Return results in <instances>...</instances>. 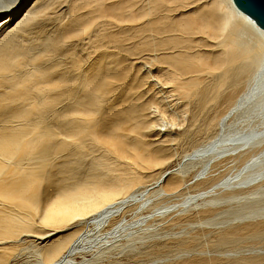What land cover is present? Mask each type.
Masks as SVG:
<instances>
[{
  "label": "bare ground",
  "instance_id": "obj_1",
  "mask_svg": "<svg viewBox=\"0 0 264 264\" xmlns=\"http://www.w3.org/2000/svg\"><path fill=\"white\" fill-rule=\"evenodd\" d=\"M145 1L0 0V264H264V29L232 0H151L149 19ZM167 97L205 136L177 124L189 150L152 173L168 155L146 110ZM112 149L145 167L93 169ZM212 234L254 254L211 261Z\"/></svg>",
  "mask_w": 264,
  "mask_h": 264
},
{
  "label": "rangeland",
  "instance_id": "obj_2",
  "mask_svg": "<svg viewBox=\"0 0 264 264\" xmlns=\"http://www.w3.org/2000/svg\"><path fill=\"white\" fill-rule=\"evenodd\" d=\"M212 1H214V0H212ZM150 5H152L151 0H149V1L146 0L144 2V4H142V3L137 4L138 8L144 9V19H149L152 16V13L148 9V7ZM118 24H122V23L118 21ZM154 36H155V31L152 28H150L148 30V39L150 42H154ZM209 41H216V39L213 37L204 36L201 32H196L194 34V41L192 43V49H201L203 51L209 50L210 49V47L208 46ZM148 51L152 54L159 52L156 45L153 43L149 46ZM145 60L148 61L147 58L141 56L139 59L141 64L136 66L134 69L138 74H140V76L146 70L145 68H146L147 64H145V62H144ZM143 65H145V66H143ZM203 78L206 79L207 78L206 75H203ZM149 79H150V77L148 75H144V77H143V89L148 87ZM167 82H168V80H167ZM141 83H142V80H141ZM165 99H167V100H165ZM165 99H162L159 102L155 103L156 107H154L155 106L154 105V106H152L146 110V117L150 118L152 120V123H153V126L150 129L149 133L156 130V131L160 132L162 137H163V139L159 143L154 144L153 147L154 148H161L168 155L166 160L161 161L158 164H156L154 166H150L148 168V170L151 171L152 173L156 172L160 168H165L168 166L176 165L179 162L180 158L182 157V154L189 150L190 147L183 140L184 129H187V133L194 134V137H195V139L193 140L194 143L198 142L203 136H205V132L199 131L198 134L191 133L192 131H195L198 128L199 124H197V123H201L202 115L200 113H198L199 114L198 117L195 118L194 121L190 123L191 114H189L187 112V110L183 111L181 113V116H179V118L177 117L178 114L180 115V112H181L180 111L181 109H179V107H180L179 101H177L178 103L174 104V102H176V101L173 100L171 97H167ZM222 100H223V97L220 95L219 97L214 98L213 102L214 103H220ZM166 101H168V103ZM172 102H173V104H172ZM189 102L190 103L192 102V96H190ZM160 104H162V107H160ZM176 104H178L177 105L178 107L176 106ZM172 105H174V106H172ZM166 106L168 108V109L166 108L167 111H165ZM170 106H172L176 110ZM154 108H156V109H154ZM172 109H173V111L174 110L175 111L173 112ZM155 110H156V113L157 112L162 113V116H163V114H164V116L161 119H157L156 117H154ZM176 111L178 114L176 113ZM172 112L174 115L175 114H177V115L174 116L172 114ZM201 113L204 115V112H201ZM177 124L179 125V127L181 126L182 128H184L183 131H181V128H179ZM177 128H179V129L177 130ZM158 129H166V131L165 130L159 131ZM168 132L174 133L173 135L178 137V139L176 141H170ZM138 138L139 137H137V139ZM146 138L148 139V136H146ZM97 140H98V138L95 137L93 139L94 143H96ZM99 153H100V150H98V149L88 151L83 158V162L88 163L93 156H95ZM138 153H139V150L135 149L134 155L127 154L125 156V159H122V158L116 159L117 152L115 149H112L111 150V158L108 157L107 155L100 156L99 157L100 161H98L93 166V169H100V168H103L106 164H109V166L111 167V173L118 175L122 182H126V181L132 179L138 170H141L145 167V166H141L138 163H136V157H137ZM132 188H136V187L132 186L130 189H132ZM190 189H191V186H181L179 188V190L182 193H187V194L189 193ZM213 235L214 234H212L210 236H206L203 238V242L205 243L206 248L208 247L210 250L207 253L203 254L204 255L203 257L209 258V259H211V261H216V262L232 261L235 258L241 257L242 255L243 256H250L251 253L254 254L253 251L252 252L244 251V252H242L241 255H237V256H231V255H227L225 253H222L221 252V250H223L222 248H219V247H217V249L215 248V245L212 242ZM172 238L173 237H167L165 239V241L171 240ZM248 244H249V242H243L242 246L244 247V246H247ZM259 244H262V243H259ZM259 244H257V245H259ZM260 252L264 253V250H262ZM19 255L23 256L24 254L22 253ZM200 255H202V254L198 255V254L194 253V254L189 255L187 258L189 259V261H191V256H200ZM261 256L264 257V254H262ZM20 258L18 257L17 259H20Z\"/></svg>",
  "mask_w": 264,
  "mask_h": 264
},
{
  "label": "water",
  "instance_id": "obj_3",
  "mask_svg": "<svg viewBox=\"0 0 264 264\" xmlns=\"http://www.w3.org/2000/svg\"><path fill=\"white\" fill-rule=\"evenodd\" d=\"M235 7L264 29V0H232Z\"/></svg>",
  "mask_w": 264,
  "mask_h": 264
}]
</instances>
